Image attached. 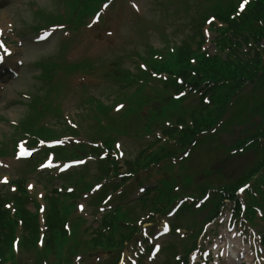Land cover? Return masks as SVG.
<instances>
[{
	"label": "rangeland",
	"instance_id": "374dc122",
	"mask_svg": "<svg viewBox=\"0 0 264 264\" xmlns=\"http://www.w3.org/2000/svg\"><path fill=\"white\" fill-rule=\"evenodd\" d=\"M112 5L109 10V21L106 26L102 27L106 33H104V37L95 38L94 36H101V32H94V27L88 30L81 27L78 32L65 40L68 42L65 50L67 62L77 61L83 57L92 61L93 69L89 70V77L86 78L84 85L81 86V77L79 76L81 74L76 71L66 76L59 72L56 78V81L61 84V94L59 99H56L60 101L61 111L66 119L69 118L77 127H81L82 132L87 129L86 125L91 123L90 125L94 126V120L90 116L91 112L86 110L85 102H81L82 97L87 95L110 104L113 94H116L117 91H120L119 95L122 93V89L118 90L121 76L117 77V81L110 80L108 77L107 79L102 78V74L107 69L111 70L109 66L112 60L120 61L118 69L136 72V64L139 66L141 62L138 56L145 57L148 46L157 49L167 45L177 46L183 39H188L192 35L194 29L192 17L196 18L199 13H212L214 12L213 8L226 7L224 0H115ZM36 9H41L45 14H51L53 17L55 13L62 11L63 5L60 0H0V27L4 28L7 25L13 29L12 34L11 31L6 33L10 47L14 49L13 55L7 59L6 64L12 65L13 70L18 73L17 76L9 79L0 78V147H2V143H6L11 136H14L17 122L28 112L29 98L27 96L30 97L33 94L41 96L52 85V83H47L46 88L43 81L38 78L37 75L41 69L37 67V63L54 60L59 53L60 43L64 41V35L61 29L57 27L45 28L52 30L51 36L47 40L35 39L38 33L33 31L34 26L37 24L40 27L48 26L47 24L44 25L46 20H40L39 16L33 13ZM206 26L204 25L203 28ZM204 46L210 51L213 50L210 39L206 38ZM17 62H21L22 66L19 67ZM155 100V108L158 112L161 102H164L160 97H155ZM44 115L42 121L45 125L52 126L56 130L62 129V126L55 124L56 122L59 123V120L53 113H45ZM82 116L85 117L84 123L79 120V117ZM63 120L64 124L67 125L64 117ZM239 134V132L222 134L220 136L221 141L223 143L231 141ZM117 139L121 144L120 150L123 152L119 162L136 154L141 149L138 138L130 136L129 138L118 137ZM8 144L10 147L12 146L11 141ZM206 150L205 146L198 150L195 156V164L206 163ZM251 154H245L230 162L221 163V170L226 174L231 171L233 173L239 172L251 160ZM194 163L193 170H195ZM30 164L29 161L15 160L11 152L6 159H0V190H10L5 180L24 175L28 179V184L32 186L30 189L33 188L30 190L31 195L42 203L45 191L50 188L43 187L44 180L38 172H25ZM92 165L93 163L89 162V166L92 167ZM147 176L145 175L146 178L141 176L139 180L146 186L158 177L157 175L153 178ZM51 185L53 184L51 183ZM138 186L137 184L128 186L129 197L137 193ZM81 202H84V215L88 219V223L92 222L94 225L99 215L96 214L93 217L95 208L87 205L86 201ZM29 208L31 211L34 210L32 206ZM200 215L201 213L196 217ZM157 228L158 225L154 227V230ZM170 241L178 244L181 239L177 235H169V237L161 240L162 247ZM179 246L180 244L177 245V247ZM131 248L132 246L129 249ZM125 254L128 256V251ZM142 264H162V253L160 252L152 262H148L147 258L144 257Z\"/></svg>",
	"mask_w": 264,
	"mask_h": 264
},
{
	"label": "trees",
	"instance_id": "16d2710c",
	"mask_svg": "<svg viewBox=\"0 0 264 264\" xmlns=\"http://www.w3.org/2000/svg\"><path fill=\"white\" fill-rule=\"evenodd\" d=\"M235 1L224 0L226 4L225 8L218 7L217 9H212L215 16L226 24V27L219 32V41L217 44L220 47V53H223L222 51L226 48H233L232 45H234L233 51L225 55L226 58L224 61L221 60L220 55L208 56L205 53H201L198 48L196 51H192L189 44L183 42V45L178 47L175 54L169 55V59L156 61L152 64V67L158 71L180 74L186 78L190 72H194L191 81L198 83L202 82V80L213 81L227 79V83L218 87V90L224 88L226 91V95L222 98V104L225 103L230 94L236 92L245 78L254 81L259 73L261 77H264V46L260 50L256 49L246 61L241 60L242 58L237 52L235 54L238 47V39H244L246 42L249 39L254 42L264 40V0H252L242 15L239 17H230V13L234 10L233 4ZM228 32L230 33L229 36L227 35ZM230 57L234 59L228 60ZM125 77L130 83V75L126 74ZM217 97L221 96L217 95ZM222 99H220V103ZM40 132L47 131L42 130ZM20 215L24 220L23 226L28 227V218L25 210H21ZM13 226L14 221L8 218L7 213L1 210L0 205V262L2 263L4 262L5 256L9 253V241ZM28 238H30V235L25 236V239L30 240L29 243L32 245L33 238Z\"/></svg>",
	"mask_w": 264,
	"mask_h": 264
},
{
	"label": "snow or ice",
	"instance_id": "6c2138e0",
	"mask_svg": "<svg viewBox=\"0 0 264 264\" xmlns=\"http://www.w3.org/2000/svg\"><path fill=\"white\" fill-rule=\"evenodd\" d=\"M181 95H183V93ZM42 167H43V165H42ZM5 182H6V180H5ZM29 187H32V186L29 185ZM245 187H247V186H245ZM241 191H243V189H241ZM81 207H83V206H81Z\"/></svg>",
	"mask_w": 264,
	"mask_h": 264
}]
</instances>
